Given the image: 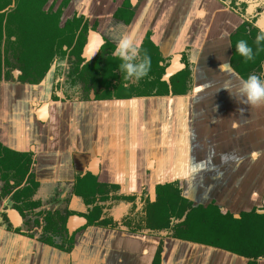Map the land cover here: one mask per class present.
Wrapping results in <instances>:
<instances>
[{
  "label": "crops",
  "instance_id": "1",
  "mask_svg": "<svg viewBox=\"0 0 264 264\" xmlns=\"http://www.w3.org/2000/svg\"><path fill=\"white\" fill-rule=\"evenodd\" d=\"M122 1L95 0L102 6L98 11L85 0V13L91 21L102 17L96 30L114 47L122 34L136 31L142 50L174 69L167 79L166 69L162 72L161 88L99 96V88L89 86L81 91L86 95L67 98L58 91L53 98L54 65L30 83L18 80L16 68L5 77L1 61V146L31 155L41 188L54 186L62 196L88 175L123 193L154 194L157 185L172 184L189 202L213 203L238 217L264 210V106L240 103L222 88L247 78L232 63V36L245 18L259 31L264 0H132L127 23L109 17ZM95 35L89 37L99 41ZM130 205L121 200L111 212L119 218ZM69 206L75 228L82 223L75 211L82 209L80 198L73 195ZM160 241L162 264L249 261L170 235L93 224L77 233L70 251L0 228V264H151ZM256 264H264V258Z\"/></svg>",
  "mask_w": 264,
  "mask_h": 264
},
{
  "label": "flooded vegetation",
  "instance_id": "2",
  "mask_svg": "<svg viewBox=\"0 0 264 264\" xmlns=\"http://www.w3.org/2000/svg\"><path fill=\"white\" fill-rule=\"evenodd\" d=\"M90 1L99 8L98 11L102 9L95 0ZM132 15V0H123L109 17L127 23ZM98 17L91 21V16L85 13V0H0V62L6 71L5 77H9L11 70L16 68L20 71L19 81L37 83L54 65L53 98L57 97L58 91H62L67 98L82 93L86 95L84 92L89 86L95 90L99 88L95 94L99 96L105 93H129V96L149 90L156 73L161 71V76L167 66L162 60L163 64L158 61L161 69L151 65L148 76L143 79L124 81L119 69L120 61L111 55L114 42L96 30L102 19L100 15ZM253 21L245 18L240 26L244 30H237L245 34L242 40H246L255 53L254 64L242 57L243 76L257 74L264 77V42L255 43L259 31L250 29ZM94 32L105 41L97 52L100 40L89 37L92 34L96 36ZM147 54L153 56L150 52ZM232 63L235 67V62ZM138 82L144 85L140 86ZM32 163L31 155L5 149L0 144V228L67 251L73 248L77 233L93 224L111 228L123 226L129 231H148L174 237L172 229L151 227L152 204L161 193L158 192V185L154 194L147 190L140 194L123 193L118 186L98 183L84 175L62 196V192L54 186L41 188L35 180ZM174 188L177 187L172 185L170 189ZM73 195L80 198L82 205L81 210H75L82 221L75 228L69 221L74 215L69 206ZM121 200L131 205L121 217L115 218L111 209ZM181 220L183 218L173 220L171 226ZM162 241L151 264H162Z\"/></svg>",
  "mask_w": 264,
  "mask_h": 264
},
{
  "label": "trees",
  "instance_id": "3",
  "mask_svg": "<svg viewBox=\"0 0 264 264\" xmlns=\"http://www.w3.org/2000/svg\"><path fill=\"white\" fill-rule=\"evenodd\" d=\"M238 29L244 30V27ZM242 35L243 33L238 31L232 36L234 48L232 61L235 62L236 71L241 75L244 66L242 56H238L236 43L242 40ZM150 57L151 65L156 67L157 57ZM254 61L255 59L249 63L254 64ZM160 73L161 71H158L156 77L152 79L151 87L158 85L161 88L163 83L159 80ZM158 91L160 94V89ZM171 187V184L158 185V192L161 193L152 204V229H172L176 238L205 243L247 257L249 258L247 264H256L258 257L264 256V213H257L252 209L241 212L237 218L230 212H221L212 204L192 207L186 198L180 196L177 188L171 190ZM182 218L179 223L171 226L173 220Z\"/></svg>",
  "mask_w": 264,
  "mask_h": 264
},
{
  "label": "clouds",
  "instance_id": "4",
  "mask_svg": "<svg viewBox=\"0 0 264 264\" xmlns=\"http://www.w3.org/2000/svg\"><path fill=\"white\" fill-rule=\"evenodd\" d=\"M256 27L259 29V34L256 36L255 43L259 45L264 42V25L257 24ZM104 43L105 41L101 38L95 52L99 51ZM142 45V37L138 36L136 31L125 32L118 38L116 47L111 53L120 61L119 69L126 82L139 81L148 76L151 70V57L142 50ZM236 50L246 61L255 59L253 48L246 40H239L236 43ZM222 88L228 90L240 103L253 108L264 106V79L260 75L250 74L246 79L241 78L234 84L230 81L226 82ZM233 88L235 92L232 91Z\"/></svg>",
  "mask_w": 264,
  "mask_h": 264
},
{
  "label": "water",
  "instance_id": "5",
  "mask_svg": "<svg viewBox=\"0 0 264 264\" xmlns=\"http://www.w3.org/2000/svg\"><path fill=\"white\" fill-rule=\"evenodd\" d=\"M89 57V56H88ZM172 73V69L171 68H168L166 69V74H165V77L164 79H167L168 78V75H170ZM185 198H188L186 195H184ZM197 206V203L194 202L192 203V207H195ZM258 213H264V210H257ZM235 217H238L239 215H234Z\"/></svg>",
  "mask_w": 264,
  "mask_h": 264
},
{
  "label": "bare ground",
  "instance_id": "6",
  "mask_svg": "<svg viewBox=\"0 0 264 264\" xmlns=\"http://www.w3.org/2000/svg\"><path fill=\"white\" fill-rule=\"evenodd\" d=\"M174 68H175V66H174ZM172 70H174L173 68H171Z\"/></svg>",
  "mask_w": 264,
  "mask_h": 264
}]
</instances>
